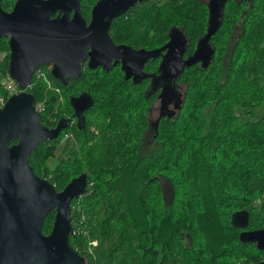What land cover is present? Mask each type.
<instances>
[{
	"label": "trees",
	"instance_id": "16d2710c",
	"mask_svg": "<svg viewBox=\"0 0 264 264\" xmlns=\"http://www.w3.org/2000/svg\"><path fill=\"white\" fill-rule=\"evenodd\" d=\"M95 1L81 0L86 21ZM148 1L112 21L113 42L153 49L179 32L186 40L183 59L193 55L209 28L208 4ZM14 2L1 0V7L10 11ZM208 44L213 53L207 62L183 65L175 76L162 59L159 65L157 59L150 60L144 72L156 73L155 78L141 83L124 79L115 65L109 70L84 66L77 79L63 85L42 66L62 90L64 113L58 114L57 97L45 83L33 78L25 89L34 104L45 100L40 119L46 127L56 125L47 121L50 114H58V119L71 115L70 96L84 92L90 100L81 123L69 124L28 157L34 173L58 191L80 173L87 174L86 191L71 202L69 236L87 264L264 260V250L240 241L244 228L233 218L245 212V229L264 228V113L251 120L243 116L264 105V0H225ZM8 63V42L0 37V94L5 98ZM160 82L183 84V96L179 110L158 121L148 146L147 114ZM68 130L76 140L71 145L62 141ZM162 181L168 184V198ZM54 214L45 218L44 233L51 230ZM90 240L97 241L91 253Z\"/></svg>",
	"mask_w": 264,
	"mask_h": 264
},
{
	"label": "water",
	"instance_id": "95a60500",
	"mask_svg": "<svg viewBox=\"0 0 264 264\" xmlns=\"http://www.w3.org/2000/svg\"><path fill=\"white\" fill-rule=\"evenodd\" d=\"M142 1L96 0L87 22L80 11L81 0H15L10 11L1 7L0 0V37L8 38L9 46L8 75L21 88L0 107V264H87L69 242L73 233L71 202L86 191L87 174L80 173L58 191L28 163L29 155L42 142L56 139L69 121L60 118L54 127L43 125L34 98L25 89L39 66L51 65L52 77L68 85L82 74L85 60L89 69L109 70L120 64L124 79L135 83L148 77L144 72L147 61L160 55L173 76L183 65L192 64L198 46L183 59L186 40L179 32L153 49L113 42L109 34L112 21ZM209 22L204 42L217 28V24L212 27L211 15ZM179 108V101L174 111L166 106L163 116H173ZM51 211L55 212L52 227L44 233L43 223ZM233 218L244 228L240 241L264 250V228L245 229V212ZM253 264H264V260Z\"/></svg>",
	"mask_w": 264,
	"mask_h": 264
},
{
	"label": "flooded vegetation",
	"instance_id": "af4514ba",
	"mask_svg": "<svg viewBox=\"0 0 264 264\" xmlns=\"http://www.w3.org/2000/svg\"><path fill=\"white\" fill-rule=\"evenodd\" d=\"M144 1V0H143ZM148 2H154L153 0H150V1H148ZM80 6H81V2H80ZM209 7H210V15H211V22L213 21L212 20V15H214L215 17L217 16V12L214 10V12H213V8L211 7V2L209 3V5H208ZM80 11H81V14H82V10H81V7H80ZM90 11H91V8H90ZM55 16H57V13L56 14H54L52 17H55ZM82 16H83V14H82ZM84 17V16H83ZM89 19H90V17H89ZM215 20L216 19H214V22H215ZM88 22V21H87ZM210 26H211V24H210ZM204 37H201L200 39H198V41L196 42V45H195V48L194 49H196V47L198 46V52L196 53V55H195V61H197V62H204L205 60H206V58H207V56H208V53L209 52H211V54H210V58H211V56H212V49L210 48V45L208 44V42L205 44V42L203 41L204 39H203ZM7 39V42H8V38H6ZM200 42V46L198 45V43ZM210 50V51H209ZM209 58V59H210ZM155 59H157L158 60V63H157V65H159V63H160V61H161V59H162V56L160 55L159 57H157V58H155ZM155 59H149L148 61H147V63L150 61V60H155ZM208 59V60H209ZM146 63V64H147ZM146 64H145V66H146ZM118 66H119V68H120V64H117ZM84 66H87V60H85L83 63H82V68L84 67ZM145 66H144V69H145ZM46 68H49V70H50V68H51V65H49V66H46ZM102 68V67H101ZM146 71V70H145ZM147 72V71H146ZM152 72V71H151ZM149 76L147 77V79H149V80H151V79H154L155 77V74L156 73H150V72H148L147 73ZM57 80V79H56ZM71 80H73V79H70L69 81H71ZM129 80H131V79H129ZM132 81V80H131ZM159 80H157V78H156V80H155V82L157 83ZM159 86H160V90L158 91V93L156 94V97L154 98V101H153V103H152V105H151V107L149 108V110H148V114H147V118H148V124H149V127H150V129L152 128L153 129V131H152V135H151V138H153V136H154V132L156 131V127H157V123H158V121L163 117V110L166 108V106H168V107H175L176 105H177V102L182 98V96H183V92L182 91H180L179 90V88H177V86H178V84H174V83H171V84H164V83H159ZM162 94V95H161ZM71 97H73V96H70V98ZM69 98V100H70V105H71V108H72V113H71V115H66L65 117L66 118H68V125L74 120V121H76V122H78V123H81L82 121H83V119H84V116L86 115V110H87V108H88V106H89V98H88V96L84 93V96H83V93H79L78 95H77V97L76 98H74V99H70ZM156 102H159V105L160 106H163V109L161 110V112H160V110H159V113H158V115L156 116V118L153 120V122L154 121H156L155 123H153L152 124V120H150L151 118H150V115H152V110H153V107H154V105H155V103ZM163 104H167V105H165V107H164V105ZM150 124H151V126H150ZM149 127H148V129H149ZM62 132V131H61ZM147 134V130H146V132L144 133V135H146ZM152 143V142H151Z\"/></svg>",
	"mask_w": 264,
	"mask_h": 264
},
{
	"label": "rangeland",
	"instance_id": "374dc122",
	"mask_svg": "<svg viewBox=\"0 0 264 264\" xmlns=\"http://www.w3.org/2000/svg\"><path fill=\"white\" fill-rule=\"evenodd\" d=\"M208 5H209V3L211 2V7L213 8V12H214V10L217 12V16L215 17L214 15H212V20H213V24H212V27H214L217 23H218V20H219V18H220V14H221V10H222V4H223V1L224 0H204ZM92 7V6H91ZM88 14H90V11H89V13ZM214 19H216L215 20V22H214ZM207 42H205V44H206ZM44 83V82H43ZM183 84H179L178 86H177V88H179V90L180 91H182L183 90ZM46 89L48 90V91H51V92H53L54 94H55V96L57 97L56 98V102H57V107H58V114H59V112L60 113H64L63 111H64V109H65V100H64V96H63V93H62V90L60 89V92H56L53 88H49L48 86H46ZM183 92V91H182ZM80 93H83V96H84V92H80ZM87 95V94H86ZM0 96H2L1 94H0ZM88 96V95H87ZM77 96H75L74 98H76ZM70 98V97H69ZM74 98H72V99H74ZM44 102H45V100H42V101H40V103H43V105H44ZM89 102H90V100H89ZM88 102V103H89ZM163 109V106H160L159 105V102H156L155 103V105H154V107H153V110H152V115H150V120H152V124L153 123H155L156 121H154L153 122V120L156 118V116L158 115V113H159V110H160V112H161V110ZM169 109H173V111L175 110V107H168V110ZM239 113H241V111H239ZM264 113V105H260V106H258V107H256L255 109H254V111H253V113L252 114H244L243 116L246 118V119H248V120H251V119H256V118H258L259 116H261L262 114ZM58 114H50L49 116H48V118H47V121L48 122H51V124H54V122H56V124H57V122L59 121V119L57 118L58 117ZM51 118V119H50ZM75 121L73 120L70 124H73ZM150 126H151V124H150ZM152 131H153V129L151 128L150 129V127H149V129H147V134L145 135V138H144V142L148 145V146H150L151 145V135H152ZM67 133H68V135L66 136V137H64L63 139H62V141L64 142V141H66V140H68V144L69 145H71L72 143H74L76 140H75V136H74V133L71 131V130H68V131H66ZM61 146H62V144L60 145V147L57 149V151H56V156L57 155H60L61 154ZM57 159V158H56ZM48 163L50 164V166H53L54 165V163H55V158L53 159V158H51V159H49V161H48ZM162 185H163V188H164V190H165V192H166V197L168 198L169 197V191H168V184L164 181H162ZM240 219H241V217H240Z\"/></svg>",
	"mask_w": 264,
	"mask_h": 264
},
{
	"label": "built area",
	"instance_id": "2783aa9c",
	"mask_svg": "<svg viewBox=\"0 0 264 264\" xmlns=\"http://www.w3.org/2000/svg\"><path fill=\"white\" fill-rule=\"evenodd\" d=\"M3 56H5V52L2 53V57ZM33 78L36 81L44 82L46 86H48L49 88H53L56 92H60V88L53 85L51 79L47 75V72L43 69L42 66H39L35 69V71L33 72L32 79ZM4 89H5V91H7L9 96L12 94L20 92L19 89L17 88V84L9 77L8 74H7L6 79L4 80ZM7 98H5L4 96H0V107H2L4 105ZM35 107L40 113L43 110V103L38 102L37 104H35ZM48 116H47V118H48ZM49 123H51V122H49ZM67 135H68V133L64 132V137H66ZM96 245H97L96 240L88 241V248H87L88 252L91 253L92 248Z\"/></svg>",
	"mask_w": 264,
	"mask_h": 264
}]
</instances>
